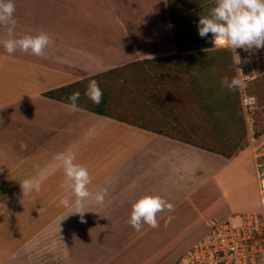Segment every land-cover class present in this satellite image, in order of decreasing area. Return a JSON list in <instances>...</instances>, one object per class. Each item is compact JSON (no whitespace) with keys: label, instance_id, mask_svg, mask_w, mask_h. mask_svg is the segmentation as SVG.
Returning <instances> with one entry per match:
<instances>
[{"label":"crops","instance_id":"0c3cea01","mask_svg":"<svg viewBox=\"0 0 264 264\" xmlns=\"http://www.w3.org/2000/svg\"><path fill=\"white\" fill-rule=\"evenodd\" d=\"M118 1L57 0L60 22L53 23L46 12L38 16L43 0H15V34L45 31L51 42L41 56L19 48L8 54L0 44V69L7 67L0 75V264H65L83 226H98V216L102 226H131L132 203L145 194L173 206L157 214L160 225L180 207L194 205L193 193L209 175L205 159L219 165L239 155L227 158L81 107L73 111L45 94L137 60L178 53L167 0H159L160 18L148 15L144 0V9L134 12H124ZM7 38L0 26V40ZM67 150L91 176L93 196L84 201L83 221L60 203L75 199L61 187L64 172L54 158ZM28 178L40 183L39 191L23 194L20 182ZM102 188L107 195L98 204L94 195Z\"/></svg>","mask_w":264,"mask_h":264},{"label":"trees","instance_id":"16d2710c","mask_svg":"<svg viewBox=\"0 0 264 264\" xmlns=\"http://www.w3.org/2000/svg\"><path fill=\"white\" fill-rule=\"evenodd\" d=\"M178 53L137 60L47 91L67 103L79 92V107L233 158L245 151L250 133L242 89L229 90L222 78L237 75L230 50L208 51L197 21L215 0H167ZM210 35V34H209ZM96 80L103 97L94 104L86 95ZM245 91L264 106V75L248 81ZM255 125L264 116L255 111Z\"/></svg>","mask_w":264,"mask_h":264},{"label":"rangeland","instance_id":"374dc122","mask_svg":"<svg viewBox=\"0 0 264 264\" xmlns=\"http://www.w3.org/2000/svg\"><path fill=\"white\" fill-rule=\"evenodd\" d=\"M57 0H43L44 8L38 11V16L45 12L47 17L57 19ZM138 1V0H137ZM119 0L124 12L140 8L144 9V2L139 0ZM148 15L156 12L161 17L162 8L159 0H144ZM118 3L117 9L120 10ZM37 8V7H36ZM120 10V11H123ZM150 18V16L148 17ZM208 51L227 49L212 43L211 34L202 42ZM242 60L246 62L236 65L241 69L239 75L246 82L256 76L264 75V48L245 51L237 49ZM233 55V53L231 52ZM168 55V54H167ZM171 55V54H170ZM7 72V67L0 69V75ZM43 83H35V87ZM244 95L248 94L245 87L241 88ZM256 103L245 107L247 123L250 133V142L245 151L227 162L217 165L215 159H205L208 163L205 174V184L193 193L194 205L188 210L178 209L171 220L169 217L157 228L143 226L136 231L132 226H102L99 216L95 222L98 226L82 227V238L76 240L75 248L67 253L65 264H176L182 255L189 250L207 232L206 220L212 217L223 218L231 214H241L261 207L258 177L252 149V137L264 134V126L255 128V111L264 116V106ZM216 165V166H215ZM220 168L216 177L215 168ZM210 171V172H209ZM187 204H183L185 207ZM103 218V216H101Z\"/></svg>","mask_w":264,"mask_h":264},{"label":"clouds","instance_id":"9594fccd","mask_svg":"<svg viewBox=\"0 0 264 264\" xmlns=\"http://www.w3.org/2000/svg\"><path fill=\"white\" fill-rule=\"evenodd\" d=\"M16 11L15 0H0V26H5L8 34L7 39L0 40V44L8 54H13L19 48L23 52L31 51L36 56L44 55L45 49L51 42V37L45 31H40L36 35L25 34L17 36L15 28L17 19L14 16ZM198 34L202 38L212 36V43L216 46L226 47L233 53V64L240 65L246 60H242L237 49L245 51L264 48V0H215L214 6L206 15H200L197 21ZM237 69V75L229 79L222 78L221 84L229 90H237L246 87V82L241 78ZM85 95L94 103L99 104L103 97L102 89L96 80H90ZM80 93L73 92L68 100L70 110H77ZM22 148H27L26 144H21ZM60 162L64 172L62 188L70 190L75 199L62 198L60 203L69 209H74L72 213L81 214L83 221L84 201L93 196L89 190L91 176L86 166L76 162V154L71 150L58 152L54 157ZM21 183L23 194L33 190H40V183L34 182L31 178L24 179ZM107 195V189L98 190L94 199L96 203L103 204ZM172 204L160 195L145 194L136 199L131 206L128 223L136 230L140 231L147 224L152 228L159 226L157 214L167 208L172 210ZM71 213V214H72ZM169 221L171 217L168 218Z\"/></svg>","mask_w":264,"mask_h":264},{"label":"built area","instance_id":"2783aa9c","mask_svg":"<svg viewBox=\"0 0 264 264\" xmlns=\"http://www.w3.org/2000/svg\"><path fill=\"white\" fill-rule=\"evenodd\" d=\"M243 101L246 108L256 103L254 96L246 94ZM252 149L260 209L209 218L207 232L176 264H264V134L252 137Z\"/></svg>","mask_w":264,"mask_h":264}]
</instances>
